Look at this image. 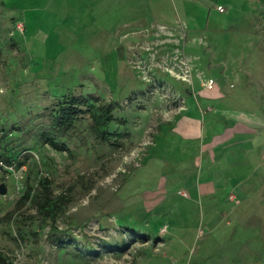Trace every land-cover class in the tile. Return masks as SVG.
I'll return each instance as SVG.
<instances>
[{
    "label": "rangeland",
    "instance_id": "1",
    "mask_svg": "<svg viewBox=\"0 0 264 264\" xmlns=\"http://www.w3.org/2000/svg\"><path fill=\"white\" fill-rule=\"evenodd\" d=\"M94 95L114 105L110 143L89 113L69 151L42 140L51 108ZM257 117L264 0H0V159L15 165L0 169V250L10 264H264V175L240 141ZM47 185L55 223L22 198Z\"/></svg>",
    "mask_w": 264,
    "mask_h": 264
},
{
    "label": "trees",
    "instance_id": "2",
    "mask_svg": "<svg viewBox=\"0 0 264 264\" xmlns=\"http://www.w3.org/2000/svg\"><path fill=\"white\" fill-rule=\"evenodd\" d=\"M102 98L94 95V97L78 98L75 96H68L62 99L55 107L49 111L50 121L40 130L42 140L57 150H70L66 139L71 137L76 128L77 121L85 113H89L94 122V131L97 137L103 142H111L112 137L118 135L111 131L110 126L116 119L114 115V105L101 101ZM83 105L86 107L83 108ZM4 131L3 135H7L6 129L0 126ZM10 134H12L10 132ZM121 133L120 136H124ZM3 157V156H2ZM7 163H12V158L3 157ZM25 161H20L19 165H23ZM24 200L32 199L39 202L40 211L44 214L46 221L52 220L53 223L57 221L60 199L53 197L50 187L47 185V193L39 198L32 186H28L26 192L22 196ZM90 252L97 253L98 249L91 247ZM0 264H10L9 257L0 250Z\"/></svg>",
    "mask_w": 264,
    "mask_h": 264
},
{
    "label": "crops",
    "instance_id": "3",
    "mask_svg": "<svg viewBox=\"0 0 264 264\" xmlns=\"http://www.w3.org/2000/svg\"><path fill=\"white\" fill-rule=\"evenodd\" d=\"M229 97H226L225 99L221 100L223 101L224 105L228 103H231ZM222 104V103H221ZM240 109H247L243 105H240ZM244 112V111H243ZM247 117H248V112H244ZM249 118V117H248ZM255 134H252L251 136H248V132H245L246 135L241 134L240 135V141L242 142L241 144V149H242V155H244V160L245 163H249V160L251 158V155H254V159L256 160L255 162V167L254 171L255 173L258 174L260 173L261 175H264V118L257 117L255 119ZM244 126H251V121L249 119L245 118V122L242 123ZM255 191L258 193L262 191L260 195H263L264 193V182H261L259 186L254 187ZM262 197V196H261Z\"/></svg>",
    "mask_w": 264,
    "mask_h": 264
},
{
    "label": "built area",
    "instance_id": "4",
    "mask_svg": "<svg viewBox=\"0 0 264 264\" xmlns=\"http://www.w3.org/2000/svg\"><path fill=\"white\" fill-rule=\"evenodd\" d=\"M218 9L221 12L226 11V7L223 6V5H219ZM215 83H216L215 79L211 78V79L208 80L206 85H207L208 88L212 89V88H214ZM0 133L4 134V131L0 129ZM1 168L14 170L15 165L13 163H7L4 159H0V169ZM230 198L233 201H237L238 200V197L234 193L230 195Z\"/></svg>",
    "mask_w": 264,
    "mask_h": 264
},
{
    "label": "water",
    "instance_id": "5",
    "mask_svg": "<svg viewBox=\"0 0 264 264\" xmlns=\"http://www.w3.org/2000/svg\"><path fill=\"white\" fill-rule=\"evenodd\" d=\"M7 191H8V188H7L6 183H2V184H0V192H1L2 194H6Z\"/></svg>",
    "mask_w": 264,
    "mask_h": 264
}]
</instances>
